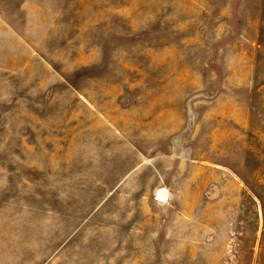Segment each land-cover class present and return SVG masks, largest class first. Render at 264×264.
I'll return each mask as SVG.
<instances>
[{"label": "rangeland", "instance_id": "obj_1", "mask_svg": "<svg viewBox=\"0 0 264 264\" xmlns=\"http://www.w3.org/2000/svg\"><path fill=\"white\" fill-rule=\"evenodd\" d=\"M0 264H264V0H0Z\"/></svg>", "mask_w": 264, "mask_h": 264}, {"label": "water", "instance_id": "obj_2", "mask_svg": "<svg viewBox=\"0 0 264 264\" xmlns=\"http://www.w3.org/2000/svg\"><path fill=\"white\" fill-rule=\"evenodd\" d=\"M164 194H166V189L165 188H161L158 192V195L161 197H164Z\"/></svg>", "mask_w": 264, "mask_h": 264}, {"label": "crops", "instance_id": "obj_3", "mask_svg": "<svg viewBox=\"0 0 264 264\" xmlns=\"http://www.w3.org/2000/svg\"><path fill=\"white\" fill-rule=\"evenodd\" d=\"M167 195V194H166Z\"/></svg>", "mask_w": 264, "mask_h": 264}]
</instances>
